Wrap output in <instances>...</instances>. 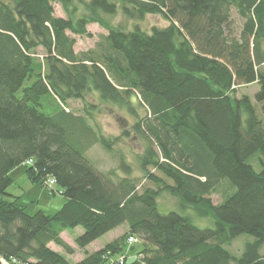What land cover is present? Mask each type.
Returning <instances> with one entry per match:
<instances>
[{"label": "trees", "instance_id": "16d2710c", "mask_svg": "<svg viewBox=\"0 0 264 264\" xmlns=\"http://www.w3.org/2000/svg\"><path fill=\"white\" fill-rule=\"evenodd\" d=\"M55 3L67 18L55 16ZM232 9L244 20L237 35ZM119 13L169 24L127 31L110 22ZM91 24L107 34L76 53L69 33L92 38ZM255 84L254 101L238 96ZM93 95L135 117L132 131L143 146L137 164L153 186H141L117 154L121 138L96 123L99 108L87 101ZM70 101H81L84 113L69 110ZM97 145L118 159V170L88 159ZM20 166L32 183L60 190L66 202L57 213L31 215L8 193ZM165 193L212 217L215 227L162 214ZM124 225L125 235L88 252ZM77 227L84 232L75 243L86 254L72 263L51 244L73 254L62 234ZM242 235L254 241L237 257L227 247ZM130 237L144 247L123 264H264V0H0V258L107 264L133 246Z\"/></svg>", "mask_w": 264, "mask_h": 264}, {"label": "rangeland", "instance_id": "374dc122", "mask_svg": "<svg viewBox=\"0 0 264 264\" xmlns=\"http://www.w3.org/2000/svg\"><path fill=\"white\" fill-rule=\"evenodd\" d=\"M55 16L67 18L62 6L59 3L54 4ZM232 27L237 35L240 32L244 20L239 16L236 9H232ZM110 22L115 26H124L127 31L133 29L135 25H138L141 30L145 32H150L151 28L166 27L168 22L160 16H147L144 21L134 22L127 20L121 13H119L114 18L110 19ZM88 30L92 33L93 37H81L76 36L71 33L69 35L76 40L75 52L81 53L95 48L97 42L100 40L102 35H106L107 31L101 28L97 24H91L88 26ZM40 54L43 52L40 50ZM259 91L258 84L253 86L243 87L239 91V97L243 95H248L253 99L255 94ZM89 103H92L95 107L99 108L94 111V116L96 123L99 124L102 132L107 136L120 137V141L115 145V149L118 155H124L126 161L132 168V176L142 179L143 174L139 169L137 164V156L143 153L142 143L135 137L132 131V126L135 124V117H133L127 110H122L111 104H102L98 99L97 95L89 96ZM69 110L76 114H82L84 109V104L81 101H70ZM140 117H146V111L139 108ZM95 124L94 121H92ZM125 132L129 134V137L124 136ZM88 159L95 165H99L100 170L106 171L111 169L118 170L119 162L118 159L113 158L110 154L104 151L99 145L92 148L88 154ZM118 174L123 175L122 172ZM11 177L13 179L12 185L8 189V193L14 198H19V203L26 207V211L33 215L39 211H43L47 215H54L57 213L66 202V198L60 194V190L56 189L57 192L52 193L47 187H42L39 183H32L27 175L24 166H20L12 172ZM142 185L153 186L149 181L142 179ZM226 184L231 186L230 182L225 181ZM235 189H233L234 193ZM229 192V188H223L219 190L216 194L212 196V201L214 204L221 203ZM230 192V193H231ZM230 196V194H229ZM13 198V199H14ZM158 209L162 214H168L170 212H177L179 214L188 216L192 223L201 229H213L215 227V220L212 217L201 216L199 210L194 206H184L181 199L173 196L170 193L163 194L158 199ZM84 229L82 227H77L75 229H67L63 234V240L72 247L74 250L73 254H67L65 250L56 244H51V248L56 252L63 254L70 262L77 263L80 262L86 254V251L77 247L75 241L80 235H82ZM128 232L126 225L119 227L118 229L104 235L102 238L98 239L94 243L87 247L88 252H96L97 250L103 248L108 243L122 237ZM254 241V238L250 235H242L238 237L232 247H227L233 254L240 257L246 247V244ZM144 247L142 240L138 239V242L122 253V255L111 258L107 264H115L116 260L120 256H126L128 259L137 258L138 254ZM261 253L264 254V247L261 249ZM2 264H18L16 262H7L1 259Z\"/></svg>", "mask_w": 264, "mask_h": 264}, {"label": "built area", "instance_id": "2783aa9c", "mask_svg": "<svg viewBox=\"0 0 264 264\" xmlns=\"http://www.w3.org/2000/svg\"><path fill=\"white\" fill-rule=\"evenodd\" d=\"M49 185H53L55 184V181L54 180H51L49 182H47ZM138 242V239L134 238V237H130L129 240H128V244L131 246V245H134ZM125 260V257L124 256H120L119 259L116 260L115 264H123Z\"/></svg>", "mask_w": 264, "mask_h": 264}, {"label": "water", "instance_id": "95a60500", "mask_svg": "<svg viewBox=\"0 0 264 264\" xmlns=\"http://www.w3.org/2000/svg\"><path fill=\"white\" fill-rule=\"evenodd\" d=\"M0 264H2L1 258H0Z\"/></svg>", "mask_w": 264, "mask_h": 264}]
</instances>
